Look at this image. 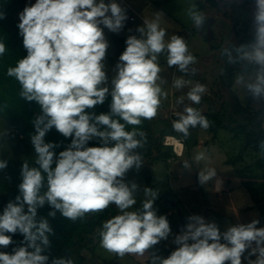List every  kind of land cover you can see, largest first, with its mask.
<instances>
[{
  "label": "clouds",
  "instance_id": "1",
  "mask_svg": "<svg viewBox=\"0 0 264 264\" xmlns=\"http://www.w3.org/2000/svg\"><path fill=\"white\" fill-rule=\"evenodd\" d=\"M254 5L252 40L225 46L220 56L222 61L227 58L228 65L241 67L235 84L243 87L253 101L264 102V0H254ZM186 13L197 30L204 28L207 17L195 3L189 4ZM4 18L0 11V19ZM127 19L126 9L117 0H35L19 13L17 27L27 55L6 74L18 81L21 98L40 107L30 137L38 167L22 163L18 194L0 214V247L13 244L12 235L16 233L23 236L11 254L0 251V264H74L71 258H50L46 254L51 247L49 237L55 233L48 219H38V209L45 205L52 209L49 217L55 218L59 212L72 221L115 205L119 214L105 221L98 235L100 246L121 258L148 253L151 264H242V259L248 264H264V227L257 226L258 219L233 224L221 232L215 221L191 215L174 236L176 248L166 258L151 251L172 235L169 221L157 214L153 205L159 193L150 187L143 190L149 199L141 208L129 211L137 203L138 185L126 183L125 177L144 162L136 151L146 143L139 126L144 120L156 118L168 98L161 87L167 81L161 76L160 56L166 55L167 66H176L184 74L196 72L190 67L196 57L184 37L165 39L167 33L160 27L157 13L154 19H143V25L136 29L139 37H127L111 86H107L109 42L104 29L119 33ZM6 51V44L0 41V57ZM190 83L183 77L174 78L172 87L180 90ZM205 92L206 87L196 83L187 92V99L193 105L200 104ZM109 95L108 113L88 111L104 104ZM176 104L184 105V97H178ZM175 117L172 127L184 138L192 128L207 130L211 126L202 110L193 106L184 105ZM127 126L132 130H126ZM53 128L71 138L58 155L54 150L59 145L45 142ZM93 139L100 146H87ZM259 149L264 157V140L259 142ZM193 161L203 163L198 172L201 186L217 177L207 149L197 152ZM7 167L8 161L0 160V171ZM183 167L189 169V162L184 161ZM215 183L220 186L222 181L216 179Z\"/></svg>",
  "mask_w": 264,
  "mask_h": 264
},
{
  "label": "rangeland",
  "instance_id": "2",
  "mask_svg": "<svg viewBox=\"0 0 264 264\" xmlns=\"http://www.w3.org/2000/svg\"><path fill=\"white\" fill-rule=\"evenodd\" d=\"M105 2L107 3L109 0H105ZM117 2L127 11L128 19L125 22L124 28L120 31L121 33L125 32L127 35L126 39L130 35L139 37L136 29L143 25V19H154L156 14L159 13L160 27L164 28L167 33L165 39L168 40L172 36L171 34L184 37L188 43L189 51L196 57V63L190 66L191 68H195L196 72L194 74H184L179 72L176 66L170 68L167 66L166 55L160 56L161 76L167 81L161 87L168 93V98L163 100L157 117L149 120L150 123H154L155 132L162 126L172 125V121L176 119L175 112L182 111L184 105L192 103L191 101L188 102L187 92L196 83L203 84L206 87V92L200 104H197L195 107L202 110V114L222 113L226 110L223 120L227 126L232 127L234 124L229 120L231 114L230 106L234 102L233 98H235V101L239 102L242 106L250 107L251 111H261L260 120L264 128V102L253 101L243 87L235 84L237 75L241 74V67L239 65H228L226 57L223 61L221 60L220 51L230 41L227 42L229 38L226 36L227 33H225L229 29L225 28L226 30L222 32L221 38L224 40V44L221 43L220 29L216 24L214 26L212 24L210 26L205 24L202 30H197L186 13V9L190 3H195L201 11L196 0H117ZM34 3L35 0H27L25 6H30ZM25 6L17 13L16 18L18 22L19 13L23 11ZM244 7H233L232 15L236 25L235 32H237L235 40L238 42L233 41L232 44L235 46L248 43L253 38L250 15L254 10L250 9V14H248L249 11L244 13L245 11L242 12V8ZM208 28H211V30ZM104 30V32H110L106 28ZM110 34L115 35L118 33L111 32ZM126 39L124 42L115 41L112 38L109 39V48L105 60L106 72L109 77L107 86L109 87L111 86L110 81L111 76L114 75L113 70L115 69V65L119 61V56L126 48ZM215 72L216 75L214 74ZM248 75L249 73H245L246 77ZM221 76L227 80L228 78L231 79L232 84L229 90L226 87L222 88L220 90L221 96L218 97L214 95V89L216 88L214 84L218 83V79ZM180 77L191 81V83L177 90L172 87V81L174 78ZM211 78H214V84L211 83ZM178 97H184V105L177 106L176 99ZM6 131H8V135H5ZM189 131L190 139H192L193 134L198 139L196 148L201 149L204 145H208L204 150H208V154L213 161L211 165L216 168L217 175L222 176L229 182L231 181L232 184L237 181L238 185L243 180L249 182L257 189L260 187L264 188L263 172L255 165V162L261 155L259 152H255L253 148L244 149V137L242 134L236 133V130L221 128L217 132L216 139L211 143L213 135L210 133L209 128L205 130L197 126ZM177 134L180 133L177 132ZM180 135L183 136L182 134ZM19 138L20 136L14 128L0 116V160H6L8 164L15 159L36 160V154L23 156L15 154L13 147L19 143ZM164 138H162V144L165 140ZM199 151L201 150L194 152L185 151L186 153L184 152L179 157L172 156L164 161L158 160L153 162L150 159H146L139 170L133 168L126 174V183L131 184L134 182L138 185V191L135 193L137 203L129 211L141 208L142 203L146 199H149V197L144 195L143 190L145 187H150L159 193L153 206L157 210L158 215L166 216L172 230V235L169 236L168 240L161 241L154 249V252L161 257L166 258L176 248L172 240L187 224V218L191 215L203 216L209 222L215 221L221 232L225 231L224 229L226 228L223 229L220 224L224 223L225 227H230L236 223L232 222L224 213L225 211H223L224 204L229 203L230 198L227 196L221 199L214 197L215 178L203 186L199 184L198 172L202 170L203 163L197 165L193 161V156ZM184 161L189 162V169L183 167ZM0 176V214H2L6 206L2 186V171H0ZM232 195L234 199H237V202H241L239 203L241 206L252 203L249 193L243 186H236V191ZM202 199L203 201L205 199L209 201L208 206L211 209L205 207L200 211L194 210V213H192L191 210L193 208L190 210L183 206V201L192 202L194 200H201L202 202ZM242 214L245 220H248L253 215L250 211L243 212ZM97 235L95 236L97 238L95 239L93 249L84 250V254L86 255L85 264H151L148 253H145L142 257L129 254L121 258L106 251L100 246V237ZM242 264L245 263L242 262Z\"/></svg>",
  "mask_w": 264,
  "mask_h": 264
},
{
  "label": "trees",
  "instance_id": "3",
  "mask_svg": "<svg viewBox=\"0 0 264 264\" xmlns=\"http://www.w3.org/2000/svg\"><path fill=\"white\" fill-rule=\"evenodd\" d=\"M26 2L27 0H0V11L5 14V18L0 19V41L4 42L7 47L5 54L0 57V116L20 136L19 143L13 147L15 154L19 156L35 154L30 137L35 132L33 121L36 116L41 114L40 107L36 102H27L20 97V85L18 81L14 77H9L6 74L9 67L16 66V62L27 55L23 47L22 37L19 35V29L17 27L19 22L16 18L17 13L26 5ZM231 84V79L228 78L227 80L221 76L218 79V83L215 84L214 94L220 97V90L225 87L229 90ZM233 101V104L230 106L231 114L229 116V120L234 124L232 127L227 126L223 120V115L226 113V110L222 113H203L211 122V126L209 127V131L213 135L211 143L216 139L217 132L221 128L236 130V133L238 132V134H242L244 137V149L253 148L255 152L260 153L259 142L264 140V128L260 120L261 111H251L250 107L242 106L239 102L235 101V98H233ZM110 103L111 96L109 95L104 104L97 105L88 111L94 112L97 115L108 113L110 111ZM5 105H7L6 108L4 107ZM126 130L131 131L132 126H127ZM139 130L143 132L146 130L144 132L146 143L143 148L136 150L142 156L143 161L150 159L155 162L158 160L164 161L172 156L179 157L174 153L172 147L162 144V138L165 136L173 135L183 139L184 152L204 150L208 146L206 144L201 149L196 148L198 143L196 135L193 134L192 139L189 136L184 138V136L177 134L172 125L162 126L155 132L154 123H150L149 120H144L139 126ZM45 142L58 144L59 147L54 150L58 155L60 151L65 150L71 143V138L63 137L53 128L46 134ZM87 146L94 147L100 146V144L97 139H93L89 141ZM25 161L28 162L30 167H38L33 160L15 159L2 171V186L6 205L10 200H14L18 194V184L21 182L20 168ZM255 165L262 170L264 175V157H259ZM241 185L246 189L252 199L253 204L249 208L259 212L260 217L258 220L261 222L264 219V188L260 187L257 189L249 182L243 180L241 181ZM51 210L48 205L38 209V219L40 217L48 219L55 233L49 237L51 247L47 250L46 254L50 258H71L74 264H85L86 255L84 254V250L93 249L95 239L97 238L95 236L102 228L103 223L119 214V209L115 205H110L103 212L88 214L83 219L72 221L64 218L59 212L56 213L55 218L49 217L48 212ZM12 239L14 243L7 248L0 247V251L11 254L15 247L20 246L23 241V236L20 233H16L12 235ZM156 246H154V249ZM154 249L151 251H154Z\"/></svg>",
  "mask_w": 264,
  "mask_h": 264
},
{
  "label": "crops",
  "instance_id": "4",
  "mask_svg": "<svg viewBox=\"0 0 264 264\" xmlns=\"http://www.w3.org/2000/svg\"><path fill=\"white\" fill-rule=\"evenodd\" d=\"M152 1V0H151ZM196 3L198 4V6L200 7L201 11L206 15L207 17V23L206 25H217V27L220 29L219 30V35L221 38L222 32H224V30H226L225 28L229 29L226 30L227 33L226 36L229 38L227 40L228 44L225 46H228L231 44V40L235 41L236 43H238L235 38L236 33L235 32V22L233 20V7L237 6V7H244L242 8V12L246 13L248 12L250 9L255 8L254 5V0H196ZM148 6V4H147ZM250 14V11L249 13ZM250 18L252 19V15H250ZM211 30V28H208ZM105 31V30H104ZM171 31V30H170ZM109 33L111 32H104L105 34V38L107 39V41L109 42V39L112 38L115 41H120V42H124V40L126 39V34L123 31L122 33L119 32L118 34L115 35H109ZM172 33V31H171ZM173 35V34H171ZM110 36V37H109ZM222 39V38H221ZM220 40V39H219ZM114 41V42H115ZM224 40L222 39L221 43L224 44L223 42ZM216 75V72L214 73ZM220 76V75H219ZM218 76V78H219ZM216 79V78H215ZM214 78H211V83L214 84ZM194 86V85H192ZM191 86V87H192ZM212 167H214L213 165H211ZM219 179L222 181V183L220 184V186H216V183L214 184V197L217 199H221L224 196H227L228 198H230L229 203H225L224 207H223V211H225L224 213L227 215L228 218H230L232 220V222H236V223H249L251 222L253 219H258L260 217V214L258 211H256L255 209H251L249 207H251V205L253 203H247L243 206L239 205V203L241 202H237V199L233 198V192L236 191V186L241 187V181L239 182V184L237 185V181H235L234 184L231 183V181L229 182L227 179H224L222 176L217 175V177L215 178ZM208 203L209 201H207L206 199L202 202L200 201H192V202H187V201H183V206L189 208L191 210L192 213H194V210H198L200 211L202 208H208ZM197 208V209H196ZM249 208V209H247ZM209 209H211V207H209ZM246 211H250L253 213V215H251V217L248 220L243 219V212ZM235 223V224H236ZM221 227L227 228L225 227L224 223L220 224ZM258 227H264V219L261 220V222L257 225ZM226 230V229H224ZM223 242V241H221ZM247 256V253L246 255ZM251 259H255V256L250 257ZM242 262H244L245 264H248L246 259H242Z\"/></svg>",
  "mask_w": 264,
  "mask_h": 264
},
{
  "label": "built area",
  "instance_id": "5",
  "mask_svg": "<svg viewBox=\"0 0 264 264\" xmlns=\"http://www.w3.org/2000/svg\"><path fill=\"white\" fill-rule=\"evenodd\" d=\"M165 140L163 141V144L165 146L172 147V150L177 156H181L184 152V141L183 139L177 137V136H165ZM172 139H176V141L181 145L180 150L177 149V145L173 142Z\"/></svg>",
  "mask_w": 264,
  "mask_h": 264
},
{
  "label": "bare ground",
  "instance_id": "6",
  "mask_svg": "<svg viewBox=\"0 0 264 264\" xmlns=\"http://www.w3.org/2000/svg\"><path fill=\"white\" fill-rule=\"evenodd\" d=\"M173 136V135H172ZM173 142L177 145V149L180 150L181 145L176 141V139H172Z\"/></svg>",
  "mask_w": 264,
  "mask_h": 264
},
{
  "label": "flooded vegetation",
  "instance_id": "7",
  "mask_svg": "<svg viewBox=\"0 0 264 264\" xmlns=\"http://www.w3.org/2000/svg\"><path fill=\"white\" fill-rule=\"evenodd\" d=\"M233 43V40H231V44ZM216 84V83H215ZM214 84V85H215ZM215 90V89H214ZM215 95V94H214ZM188 102H190V101H188ZM189 106H193V107H196L197 105H193L192 103L191 104H188Z\"/></svg>",
  "mask_w": 264,
  "mask_h": 264
}]
</instances>
